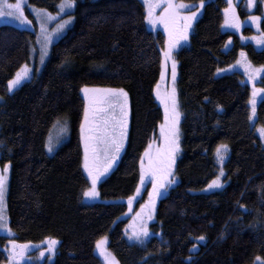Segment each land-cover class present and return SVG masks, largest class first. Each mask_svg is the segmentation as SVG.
<instances>
[{
	"label": "trees",
	"instance_id": "trees-1",
	"mask_svg": "<svg viewBox=\"0 0 264 264\" xmlns=\"http://www.w3.org/2000/svg\"><path fill=\"white\" fill-rule=\"evenodd\" d=\"M60 2L29 0L50 13L58 12ZM203 3L189 44L176 54L183 113L177 183L158 202L153 236L145 244L126 238V202L138 189L145 149L164 119L156 90L165 38L148 29L144 4L75 0L71 27L51 46L40 73L12 94L7 82L30 63L37 36L0 25V164L12 165L7 210L14 233L2 237L3 244L40 245L54 238L51 264H103L95 252L103 237L120 264H253L264 258V143L255 132L264 124V98L250 120L252 93L242 74L217 71L231 66L242 50L264 68V48L222 30L226 0ZM261 27L264 32V20ZM259 85L264 89V74ZM84 86L123 89L130 104L125 149L94 203L83 195L90 188L80 130ZM56 132L59 143L50 153L48 140ZM219 145L228 146L226 185L205 193L221 162ZM7 261L0 249V264Z\"/></svg>",
	"mask_w": 264,
	"mask_h": 264
},
{
	"label": "snow or ice",
	"instance_id": "snow-or-ice-1",
	"mask_svg": "<svg viewBox=\"0 0 264 264\" xmlns=\"http://www.w3.org/2000/svg\"><path fill=\"white\" fill-rule=\"evenodd\" d=\"M254 0H248L249 6L253 4ZM167 7L160 16H155L153 10L158 7V4L151 3V0H145V4L148 9V15L145 19L151 21L155 24L157 21L165 25L168 31V40L166 41L167 48L164 50L165 59L171 58L172 49L179 43L182 39H187V29L191 25V21L196 17V12H189L185 15L181 10L188 9L194 5H188L182 2H176V0H166ZM203 4V0H201ZM229 7L224 9L225 13V24L231 25L233 27L239 28L240 21L236 16L235 9L232 5V0H228ZM75 6V0H61L58 5L59 15L66 8H73ZM7 7L14 11H9L7 14L10 16H16L22 23H31L24 16L22 8V0H17L15 4H7ZM46 11V10H45ZM199 11V9H197ZM3 11H0V16H3ZM47 18L51 19L50 13H46ZM252 21H258L259 17H251ZM72 20V17H68L67 20H63L57 25L53 32H58L63 29L66 24ZM183 20L184 24L181 27L178 21ZM42 31L44 30V24H41ZM44 43L41 48V61L46 55L47 43L51 40V33L44 34ZM253 39H256L253 37ZM258 44H264V40L257 39ZM243 55V53H242ZM231 67V66H230ZM249 80H253L256 74L261 73L264 69H255L248 66ZM217 71H222L218 69ZM29 68L27 65H23L21 70H18L13 79L8 80L9 91L13 90L17 85L29 76ZM163 76V72L161 73ZM175 61L172 62V79L175 81ZM158 87V86H157ZM81 91L83 92L84 98V109H83V120L80 123L81 130V141L84 148L83 156V167L88 173V177L91 180V187L84 190L83 195L85 197H96L99 195L97 191V182L100 180L101 176L108 171L115 161L116 156L119 154L121 148L123 147L124 140L128 134V94L123 89H111V88H89L84 86ZM264 93V89H256L253 87L252 99L250 103L252 105L253 115L249 119H253L256 113L257 104V94ZM157 96H160L159 91H157ZM165 106V116L164 123L160 125L161 135L164 138L165 146L162 149H157L155 156L152 155L151 143L149 147L145 149V155L148 157L147 171L152 175L153 183V193L159 195L160 190L166 187V183H172L169 174L172 171V163L174 162V153L178 148V123H179V112L177 110L176 101V89L173 87L171 92L167 93L162 99ZM119 110L118 112L116 110ZM261 133V138H264V128L259 129ZM227 145H219L217 147V155L222 157V153L227 151ZM49 151H52V144H48ZM9 171V165L5 164L3 169H0V228H4L8 231L7 225L5 224V217L3 215L4 210V197L6 191L7 173ZM220 175H223V170H221ZM145 177V165L143 164V159L141 162V180L143 181ZM220 177L217 176L209 185V187L220 186ZM139 191V188L137 189ZM150 193V197L153 195ZM129 203H131L133 197H129ZM154 201L150 199L149 205H152ZM145 205H141L143 209ZM137 213V216H140ZM150 218V217H149ZM148 232L146 228H141L139 231L133 232L136 239H140L141 236H147ZM48 239V250H52L56 245L57 241L54 238ZM199 239L203 240L204 237L201 236ZM106 243V238H101L96 241V248L100 251L101 255L107 264H118L115 258L108 253L104 245ZM28 244L17 245L15 241L12 242V251L8 256V264H16V261L24 257L25 251L28 249ZM195 247V245H193ZM19 249V251H17ZM44 253L42 252L41 255ZM256 261H260L261 258L257 256ZM255 264V261H254Z\"/></svg>",
	"mask_w": 264,
	"mask_h": 264
},
{
	"label": "rangeland",
	"instance_id": "rangeland-1",
	"mask_svg": "<svg viewBox=\"0 0 264 264\" xmlns=\"http://www.w3.org/2000/svg\"><path fill=\"white\" fill-rule=\"evenodd\" d=\"M140 1L145 6L146 16H147L148 15V9H147V6L145 4V0H140ZM176 2H179V1L176 0ZM226 2H227V6L225 8L229 7L228 0H226ZM15 3H17V0H0V11H3V13H4L3 16H0V25L9 24V25H14L20 29L31 30L34 33H36L37 38H36V46L34 48V52L32 53V59H31L30 63L25 64L28 66V68L30 70L29 76L26 79H24L21 82V84L17 85L13 90L9 91V89H8L9 94L14 93L24 83L32 80L36 75H38L40 73L44 64L48 60L51 46L54 43H56L64 34H66L68 29L73 24V17L71 14H72L74 7H75L74 6L73 8H66L63 12H60L59 15H57V13L59 12V8H58L57 13H50L48 11L38 9L36 7L31 6L29 4V0H22V8H23L24 16H26L27 19L29 21H31V23L29 24V23H22L16 16H10L7 14L9 11H14V10L9 9L7 7V4H15ZM151 3L159 5L158 7H155L153 10V14L157 17L160 16L161 13L164 12V9L167 7L166 0H151ZM185 4H187V3H185ZM188 5H193V4H188ZM204 5H205V3H203V4L199 3V4L194 5L193 7H189L188 9L181 10L185 15H187L189 12H196L197 14H196V17L191 21L190 27H188V29H187V39H182L179 41V43L171 51V58L167 59V60L164 57V50L167 48L166 41L168 40V31L166 30L165 25L159 21H157L155 24H153V23H151V21L146 19V24H147L148 29L150 31H152L155 35H158L159 33H161L165 38L163 49H161L162 55L164 57L163 76L161 75V79H160L159 85H158L157 90H156V96H157V91H159L160 96H157V100L160 103V106L162 107L163 113L165 116V106H164V103L162 102V99L166 96L167 93L171 92V89L173 87H175V89H176L177 110L180 114L179 123L177 125V127H178V140H177L178 148H177L176 152L174 153V162L172 163V171L168 177L170 180H172V183L168 184L167 182H165L166 187L160 190L161 194H159V195L153 193L152 175L150 172L147 171L148 157L144 154L142 159H143V164L145 165V177H144L143 181L142 180L140 181V184L138 186L139 191H136L135 195L133 196L131 203H129V200H128V202H126L127 206H128V212L125 216V218L127 217V219H128V227L126 228V238L130 243L145 244L153 236V234L150 230V225H151V223H153L155 221V212H156L157 204L164 196L167 195L169 190L172 187H174L175 184L177 183V181L174 178V174H175V165L177 162V157H179V153L181 151V138H182L181 124H182V120H183V113L180 109L179 99H178L177 81H178V76H179V70H178V62L176 59V54H177V52H179L180 49H182L183 47H185L189 44V39H190V36L193 32L194 25H195L196 21L198 20V18L200 17V15L203 11ZM232 5L235 9V13H236L237 18L240 21V27L236 28V27H233L231 25H226L225 24V13L223 10L224 22L222 25V30L238 34V36H239V38L243 44H252L256 49H263L264 44H258L257 39L264 40V32H263L262 27H261L262 21L264 20V0H254L253 4L251 6H249L248 0H232ZM197 9H199V11H197ZM242 9L247 13L246 16L241 15L240 10H242ZM258 9L261 10V13L257 12ZM46 13H50L52 18L48 19ZM68 17H72V20L68 24H66L63 29L59 30L58 32H53V29H56L57 25L60 24L63 20H67ZM251 17H259L260 19L258 21L254 22L250 19ZM42 23L44 24V30L43 31L41 29ZM178 23L182 27L184 24V21L180 20V21H178ZM247 29H251L252 32H249ZM45 33H51V40L49 43H47V47L45 50L46 55H44V59H43V61H41V48H42V44L44 43L43 38H44ZM253 37H255L256 39H253ZM242 53H243V55H242ZM173 61H175V73H176L175 81H173V79H172V62ZM249 65L251 66V68L264 69L263 67L253 65L250 62V60L248 59L245 51L242 50V51H240L237 60L231 65V67L229 66V67L223 69L222 71H219V73L223 74V73L239 72L243 76L242 82L250 87L251 93H252L253 87H255L256 89H263L259 84H260L261 78L264 74V71H262L259 74H256L255 78L253 80H249L250 73L247 70ZM89 88H103V87H89ZM111 89H115V88H111ZM81 95L83 97L82 91H81ZM263 98H264V93H258L257 94L256 110H257V106H258L260 100ZM251 99H252V97H251ZM2 100H3V98L0 97V102ZM250 108H251V116H252L253 113H252L251 103H250ZM129 109H130V104H129V96H128V124H129V120H130V110ZM116 111L118 112L119 110L117 109ZM163 123H164V119H163L162 124ZM260 128H264V124L263 125H256L255 126V132L258 135V137L260 138V140L264 143V138H261V133L259 131ZM59 136H60V132H56V133H53V135L49 138L48 144L49 143L52 144V151H50V153H53L57 149L56 147L59 143L58 142ZM127 136H128V134H127ZM126 142H127V137L124 140L123 147L121 148L119 154L116 156L115 161L112 163V166L108 169V171L106 173H104L101 176L100 180L97 182L96 187H97L98 193H99V184L101 183V181H103L106 177H108L109 174L118 165V163L121 159V156L123 154V151L125 149V145H126L125 143ZM82 146H83V143H82ZM164 146H165V141H164L163 136L161 135L160 126H159L157 136L151 142L150 151H151L152 155L155 156L157 149H162V148H164ZM83 156H84V148H83ZM218 157H219L221 162L219 163L216 177L217 176L220 177L221 184L218 187H209V185L211 184L210 183L202 192L209 193V192L218 191L226 185L224 163H225L227 158H226V155L224 154V152L222 153V157L221 156H218ZM8 165H9V171L7 173L8 178H7V182H6L3 215L5 217L4 222L7 225V229H10V231H8L4 228H0V249H2L6 253L7 258L11 254V251H12V241H10L9 243H6V241H5V243L3 244L1 241L2 237H6V238L8 237L11 239L14 238V233L10 227L8 210H7L8 199H9L11 187H12V165L11 164H8ZM3 167L4 166L0 164V169H3ZM83 170H84L86 177L89 180L90 187H91V180L88 177V173L84 169V167H83ZM221 170H223V175H220ZM150 193H153V195L151 197L149 195ZM150 199L152 201H154V203L152 205L148 204ZM100 201H101L100 194L96 197H91V198L86 197V202H89V203L100 202ZM141 205H145V207L142 209ZM137 213H140L141 215L137 216ZM141 228H146L148 234H147V236H141L140 239H136V237L133 235V232H134V230L139 231ZM103 238H106V243L104 245L105 249L107 250L108 253H111V256L115 258V261L118 262V264H120V262L114 256V254L110 250H108L109 249L108 237H103ZM56 247H57V243L53 247V249L49 251L48 250V241H46L40 245H29L28 249L24 253V257L22 259L17 260L16 264H42L46 260L48 261V264H51L54 260L55 254H56V250H55ZM17 251H19V249H17ZM37 252H39V253H37ZM42 252L44 253L43 255H41ZM95 252L100 257V259L102 260V263L107 264V262L104 260V257L101 255L100 251L96 247H95ZM27 256H29V257L26 259L25 257H27ZM6 264H8V261ZM255 264H264V258H261L260 261L255 260Z\"/></svg>",
	"mask_w": 264,
	"mask_h": 264
},
{
	"label": "flooded vegetation",
	"instance_id": "flooded-vegetation-1",
	"mask_svg": "<svg viewBox=\"0 0 264 264\" xmlns=\"http://www.w3.org/2000/svg\"><path fill=\"white\" fill-rule=\"evenodd\" d=\"M37 253H39V252H37ZM29 256H27V257H25L26 259L28 258Z\"/></svg>",
	"mask_w": 264,
	"mask_h": 264
}]
</instances>
